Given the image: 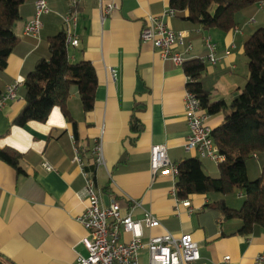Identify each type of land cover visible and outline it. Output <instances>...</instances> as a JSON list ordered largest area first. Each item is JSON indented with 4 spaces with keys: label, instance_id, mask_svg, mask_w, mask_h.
I'll use <instances>...</instances> for the list:
<instances>
[{
    "label": "crops",
    "instance_id": "crops-1",
    "mask_svg": "<svg viewBox=\"0 0 264 264\" xmlns=\"http://www.w3.org/2000/svg\"><path fill=\"white\" fill-rule=\"evenodd\" d=\"M45 1L51 16L43 22L38 38L24 33L29 17L15 25L21 45L7 59L8 81L22 83L23 75L47 56L48 39L63 28L78 41L76 47L67 46L68 60L90 62L98 86L92 110L78 123L76 139L72 124L58 107L45 122L30 121L19 127L13 121L24 106L23 99L0 104V150L21 155L19 170L0 160V261L74 264L78 257H87L82 244L87 232L77 221L86 206L85 179L73 162L76 156L97 189L109 187V195L102 192L104 204L116 201L122 213L134 220L141 221L149 213L160 222L158 228L143 229V242L166 232L188 234L199 247V260L193 264H220L226 256L230 264H256L258 256L264 257V231L240 234L239 220L226 221L212 208L221 200L232 209L242 202L229 205L217 193L179 200L172 193L175 178L165 170L154 177L150 171L153 146H165L175 166L194 157L184 150L189 136L184 109L188 77L182 65L163 60L157 49L139 38L148 17L162 16L170 9L169 0H114L117 8L108 15L102 9L112 0H79L76 8L69 7L70 0ZM68 16L75 18V25L65 22ZM238 18L240 23L234 27L238 31L202 30L198 38L191 39L184 20L163 17L169 30L189 33L184 47H175L174 52L182 53L191 45L187 59L207 55L199 82L211 103L222 100L229 104L244 87L248 67L243 41L264 27V2ZM206 37L215 46L214 65L204 48ZM230 45L235 48L227 49ZM76 97L72 95V99ZM133 118L142 128L138 133L130 129ZM223 118L221 113L208 116L207 124L214 130ZM98 141L105 169L96 170L92 152ZM43 163L52 170L46 171ZM246 170L250 181L260 178L262 160H249ZM204 171L213 176L217 165L204 161ZM121 238L128 240L129 235ZM140 258L142 264L147 263L146 249Z\"/></svg>",
    "mask_w": 264,
    "mask_h": 264
},
{
    "label": "trees",
    "instance_id": "trees-1",
    "mask_svg": "<svg viewBox=\"0 0 264 264\" xmlns=\"http://www.w3.org/2000/svg\"><path fill=\"white\" fill-rule=\"evenodd\" d=\"M36 0H0V98L5 83H10L5 70L8 57L18 52L21 38L15 32L17 22L34 15ZM264 0H169V8L186 23L191 39L199 32L218 29L231 31L239 22V16L263 3ZM29 9L28 10L26 9ZM51 14L42 17L43 22ZM198 33V34H197ZM66 32L62 28L48 39V54L39 58L33 68L23 75L18 97L24 106L13 123L19 127L30 121L45 122L53 108H60L72 124L77 138L78 123L94 105V93L98 86L94 67L90 62L71 63L67 57ZM247 59L248 77L242 89L236 91L230 103H211L209 93L199 82L206 69V56L187 59L182 67L187 77L188 91L200 101L209 115L223 114L222 123L212 131V139L224 157L217 165V174L204 171V161L187 158L177 165L174 189L176 198L186 200L191 195H229L235 191L244 194L240 209L229 208L223 200L213 204L221 217L239 220L240 234L249 235L256 229L264 231V27L258 28L243 41ZM76 98L72 99V95ZM133 133L141 131L138 121L130 122ZM262 160L263 173L250 181L246 163L255 158ZM21 155L0 150V160L18 169ZM19 170V169H18ZM109 187L101 191L109 195ZM116 202V201H115ZM0 264H3L0 261Z\"/></svg>",
    "mask_w": 264,
    "mask_h": 264
},
{
    "label": "built area",
    "instance_id": "built-area-1",
    "mask_svg": "<svg viewBox=\"0 0 264 264\" xmlns=\"http://www.w3.org/2000/svg\"><path fill=\"white\" fill-rule=\"evenodd\" d=\"M79 0H70L69 7L76 8ZM34 15L25 23L24 33L27 36L38 38L43 29L42 17L51 13L45 0H36L34 3ZM117 8L112 0L102 9L105 15ZM176 12L168 9L162 16H150L140 33V41L149 43L157 49L163 60H170L176 65H183L186 56L191 51L188 45L182 53L174 52L175 47L182 48L189 38L187 31L174 32L169 30L163 22V17L175 18ZM75 25V18L68 16L66 23ZM252 19L250 20V22ZM234 31L239 29L233 28ZM67 46L78 45L75 37L66 33ZM204 48L208 53V61L212 65L216 63L215 46L210 38H203ZM230 45L227 49H234ZM228 52V51H227ZM190 78L188 77V82ZM22 83L15 81L5 87V92L0 98V104L18 98V91ZM185 121L189 130V136L184 146L186 153H192L199 160L208 161L218 165L224 157L212 139L213 129L207 124L208 114L202 109L200 101L193 93L187 91L184 99ZM166 147L153 146L150 149V171L154 175L161 171L169 173L173 178L177 175V167L170 163ZM96 170L105 169V161L101 141L96 142L93 152ZM256 158V156H254ZM85 179L86 206L77 221L86 230L87 237L82 244L87 250V257H78L74 264H142L140 252L147 250L146 264H193L199 260V247L188 234L175 236L166 232L162 236L150 237L143 242V229H155L160 227V222L149 213H145L141 221L132 219L129 213L123 214L118 202L104 204L103 193L97 189L94 182L87 178V174L81 170L80 160L73 159ZM46 171H51L47 163L42 164ZM174 197L175 189L172 188ZM122 234L129 235L128 240L121 238ZM264 257L258 256L256 264H263ZM220 264H230V257L226 256Z\"/></svg>",
    "mask_w": 264,
    "mask_h": 264
},
{
    "label": "rangeland",
    "instance_id": "rangeland-1",
    "mask_svg": "<svg viewBox=\"0 0 264 264\" xmlns=\"http://www.w3.org/2000/svg\"><path fill=\"white\" fill-rule=\"evenodd\" d=\"M239 194H241V196H242L241 198L238 197ZM225 198H226V200H227L229 205H233L234 206V204H239V202L243 203L244 194H243V192H234L232 194L226 195ZM241 206H242L241 204L237 205L236 209L237 210L240 209Z\"/></svg>",
    "mask_w": 264,
    "mask_h": 264
},
{
    "label": "water",
    "instance_id": "water-1",
    "mask_svg": "<svg viewBox=\"0 0 264 264\" xmlns=\"http://www.w3.org/2000/svg\"><path fill=\"white\" fill-rule=\"evenodd\" d=\"M104 200L107 202V197L106 196L104 197Z\"/></svg>",
    "mask_w": 264,
    "mask_h": 264
}]
</instances>
